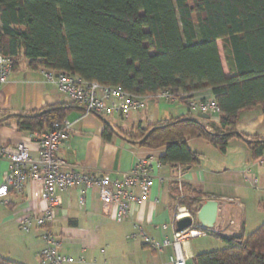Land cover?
<instances>
[{
  "label": "trees",
  "instance_id": "1",
  "mask_svg": "<svg viewBox=\"0 0 264 264\" xmlns=\"http://www.w3.org/2000/svg\"><path fill=\"white\" fill-rule=\"evenodd\" d=\"M0 23V53L13 67L24 57L33 69L68 72L135 97L167 90L187 102L192 92L210 88L220 109L212 130L189 114L126 131L97 114L106 141L117 134L142 147H165L162 164H198L199 154L187 145L193 137L225 152L230 139L244 138L236 128L241 112L264 111V0H0ZM75 106L5 113L0 124L12 118L20 132H42ZM246 142L254 158L263 156L264 138ZM177 203L195 214L191 199ZM208 234L226 246L197 253L187 264H264V223L237 237ZM0 264L19 263L0 255Z\"/></svg>",
  "mask_w": 264,
  "mask_h": 264
},
{
  "label": "crops",
  "instance_id": "2",
  "mask_svg": "<svg viewBox=\"0 0 264 264\" xmlns=\"http://www.w3.org/2000/svg\"><path fill=\"white\" fill-rule=\"evenodd\" d=\"M41 67L33 69L24 57L19 58L18 65L0 87V119L5 118V113L7 117L73 102L56 84L45 80ZM190 97L214 100L210 88L194 91ZM139 100L142 106L133 110L128 118L111 111L102 115L111 125L126 131L189 114L210 130L218 124V119L212 115L189 109L187 102L180 99L166 100L154 95L139 97ZM65 120L71 123V130L60 155L80 172L116 180L122 179L141 159L147 158L154 166L149 197L138 198L140 188L133 187L137 197L131 204V212L119 220L115 217V205L107 210L103 208L95 187L85 191L82 185H76L58 192L60 203L52 229L62 241L61 251L73 258L67 264H171L172 246L156 250L150 245V239L172 238L175 214L178 206H184L177 203L180 197L194 201L195 214L208 199L218 200V215L212 231L221 237L246 235L264 223V163L260 161L262 156L254 158L246 142V139L264 138V111L260 107L241 112L236 128L244 138L230 139L225 152L206 139L189 138L187 145L199 154V163L189 167L162 164L160 156L165 153V147H142L117 134L106 141L102 137L103 120L96 113H86L81 106L73 107ZM18 142L25 143L31 154H36V142L28 133L20 132L12 118L9 123L0 124V144ZM157 163L161 164L157 166ZM9 170L8 159L0 158V182ZM40 190L41 184L29 179L21 192L11 190L6 197H0V232L15 227L21 230L19 219L24 213L44 209L46 204L40 199ZM83 193L85 201L81 203ZM38 234L33 232L38 242L30 240L36 245L37 256L43 246ZM213 237L226 244L222 238ZM5 246L0 243V252H5ZM184 249L190 259L197 254L191 251L190 241ZM159 256L163 261H156Z\"/></svg>",
  "mask_w": 264,
  "mask_h": 264
},
{
  "label": "built area",
  "instance_id": "3",
  "mask_svg": "<svg viewBox=\"0 0 264 264\" xmlns=\"http://www.w3.org/2000/svg\"><path fill=\"white\" fill-rule=\"evenodd\" d=\"M13 69L11 59L0 53V87L7 81ZM46 81L54 83L61 92L77 102L86 113L103 114L107 111L128 118L133 110L142 106L139 97L126 93L119 87L104 86L97 82H88L77 75L41 67ZM157 97L171 100L173 97L167 90L159 91ZM188 95H184L187 97ZM189 109L199 110L218 119L220 109L215 100H199L187 98ZM71 123L68 120L54 121L42 132L30 133L29 137L37 144L36 154H31L30 148L23 142L15 144H0V158H7L10 163L8 175L0 182V197H6L9 191L21 192L29 179L41 184L40 199L45 202L41 212L27 211L19 219V227L25 233L37 231L43 246L38 253L41 264H67L73 258L61 251L62 241L53 231L55 210L59 205L58 192L65 191L76 185H82L84 190L97 188L103 208L116 206V219H121L131 212L132 202L137 197L133 187H139L138 198L146 199L150 194L153 179V164L145 158L137 162L122 178L110 180L105 175L80 172L73 164H68L60 155L65 140L69 137ZM264 163V156L260 158ZM161 163H157L159 166ZM256 181V178H255ZM85 201V194L80 197ZM185 206H178L174 222L193 216ZM209 231L193 222L189 227L175 231L172 238L150 239V245L156 250L172 246L171 264H187L190 255L184 247L190 239L207 234ZM82 261V258H79Z\"/></svg>",
  "mask_w": 264,
  "mask_h": 264
},
{
  "label": "rangeland",
  "instance_id": "4",
  "mask_svg": "<svg viewBox=\"0 0 264 264\" xmlns=\"http://www.w3.org/2000/svg\"><path fill=\"white\" fill-rule=\"evenodd\" d=\"M218 47L225 72L228 73L229 69L225 59L222 41L218 42ZM30 240L31 242H38L36 237L33 235V232L25 233L16 227L11 230L6 228L0 232V243H4V245H6L4 248L5 254L3 252L0 253H3L2 255H6L5 257H8L18 263L27 262L29 264H41L35 253L36 245L31 244ZM189 241L191 243V251L195 253L220 249L226 246V244L219 242L218 239H215L213 235L210 234H204L190 239ZM1 245L4 247L3 244ZM156 261L160 262L163 261V259L159 256L156 258Z\"/></svg>",
  "mask_w": 264,
  "mask_h": 264
},
{
  "label": "water",
  "instance_id": "5",
  "mask_svg": "<svg viewBox=\"0 0 264 264\" xmlns=\"http://www.w3.org/2000/svg\"><path fill=\"white\" fill-rule=\"evenodd\" d=\"M219 202L214 198L208 199L205 203L199 206L196 214L193 216H185L175 222L176 230H183L194 223H198L202 228L207 231L214 229L217 215H218Z\"/></svg>",
  "mask_w": 264,
  "mask_h": 264
}]
</instances>
